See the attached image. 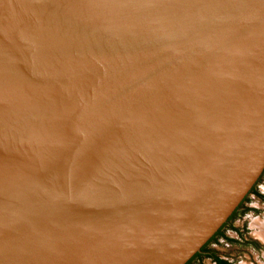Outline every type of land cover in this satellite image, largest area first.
<instances>
[{
	"label": "water",
	"instance_id": "1",
	"mask_svg": "<svg viewBox=\"0 0 264 264\" xmlns=\"http://www.w3.org/2000/svg\"><path fill=\"white\" fill-rule=\"evenodd\" d=\"M264 170V0H0V264H185Z\"/></svg>",
	"mask_w": 264,
	"mask_h": 264
},
{
	"label": "rangeland",
	"instance_id": "2",
	"mask_svg": "<svg viewBox=\"0 0 264 264\" xmlns=\"http://www.w3.org/2000/svg\"><path fill=\"white\" fill-rule=\"evenodd\" d=\"M263 189V190H262ZM264 170L220 232L204 246V255H195L187 264H264Z\"/></svg>",
	"mask_w": 264,
	"mask_h": 264
},
{
	"label": "flooded vegetation",
	"instance_id": "3",
	"mask_svg": "<svg viewBox=\"0 0 264 264\" xmlns=\"http://www.w3.org/2000/svg\"><path fill=\"white\" fill-rule=\"evenodd\" d=\"M252 189V188H251ZM238 208V206L236 207V209ZM235 209V210H236ZM235 210L232 212V214L235 212ZM232 214L230 215V216H232ZM229 216V217H230ZM228 222V219H227V221L224 223V224H226ZM219 232H220V230H219ZM204 246L205 245H203L202 247H201V252L200 253H198L197 255L199 256V255H204L205 253H208V251L207 250H205L204 249ZM193 258V256L185 263V264H187L191 259Z\"/></svg>",
	"mask_w": 264,
	"mask_h": 264
},
{
	"label": "trees",
	"instance_id": "4",
	"mask_svg": "<svg viewBox=\"0 0 264 264\" xmlns=\"http://www.w3.org/2000/svg\"><path fill=\"white\" fill-rule=\"evenodd\" d=\"M223 225H224V224H223ZM223 225H222V226H223ZM222 226H221V227L215 232L214 235H216V234L219 233V230H221ZM214 235H213V236H214ZM213 236H212V237H213ZM212 237H211V238H212ZM211 238H210V239H211ZM210 239H209V240H210ZM206 243H207V242H206ZM206 243H205V244H206ZM205 244H204V245H205ZM197 254H198V253L194 254L193 256H195V255H197ZM217 261L219 262V264H224V263L222 262L221 259H218Z\"/></svg>",
	"mask_w": 264,
	"mask_h": 264
},
{
	"label": "bare ground",
	"instance_id": "5",
	"mask_svg": "<svg viewBox=\"0 0 264 264\" xmlns=\"http://www.w3.org/2000/svg\"><path fill=\"white\" fill-rule=\"evenodd\" d=\"M257 225H263V229H264V221H263L262 223H260V224H259V223H257ZM258 235H259V236H261V237H263V239H262V240L264 241V234H262V233H261V234H260V233H258Z\"/></svg>",
	"mask_w": 264,
	"mask_h": 264
},
{
	"label": "built area",
	"instance_id": "6",
	"mask_svg": "<svg viewBox=\"0 0 264 264\" xmlns=\"http://www.w3.org/2000/svg\"><path fill=\"white\" fill-rule=\"evenodd\" d=\"M263 190V189H262ZM218 262V261H217ZM219 263V262H218Z\"/></svg>",
	"mask_w": 264,
	"mask_h": 264
}]
</instances>
